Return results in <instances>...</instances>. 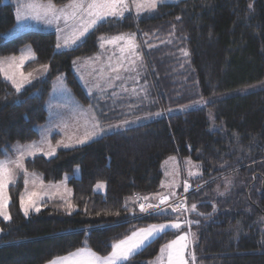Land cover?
Returning a JSON list of instances; mask_svg holds the SVG:
<instances>
[{
    "label": "trees",
    "instance_id": "obj_1",
    "mask_svg": "<svg viewBox=\"0 0 264 264\" xmlns=\"http://www.w3.org/2000/svg\"><path fill=\"white\" fill-rule=\"evenodd\" d=\"M52 2L61 7L70 0ZM14 24L12 6L0 0V58L28 47L34 59L25 70L48 67L20 92L0 74V159L37 140L57 77L102 128L118 110L129 118L147 114L142 97L119 102L115 95L89 97L76 80V61L104 60L130 49L121 46L125 39L109 43L114 37L128 36L137 46L150 106L192 108L102 134L52 157L26 160L27 173L46 184L65 180L71 196L43 199L40 211L25 217L20 211L24 177L18 174L8 188L11 219H0V264H47L81 248L103 257L136 230L169 221L173 213L141 216L137 199L152 202L161 193L162 165L173 157L200 168V176L189 182L196 191L187 197V214H180L191 259L195 255L191 263L264 264V0L162 3L151 12L108 18L66 51L55 49L53 32L29 30L5 40ZM127 105L132 107L123 111ZM176 235L158 236L124 264L150 263Z\"/></svg>",
    "mask_w": 264,
    "mask_h": 264
},
{
    "label": "rangeland",
    "instance_id": "obj_2",
    "mask_svg": "<svg viewBox=\"0 0 264 264\" xmlns=\"http://www.w3.org/2000/svg\"><path fill=\"white\" fill-rule=\"evenodd\" d=\"M176 1L179 0H159L157 6L162 3H171ZM3 3H10L14 10L15 19L13 28L5 35H3V38L5 40H10L29 30L53 32L55 34V49L57 51H66L77 46L84 39L86 34L94 29L89 25V30L81 35L83 27L85 25H88L90 17L84 13H78L77 16H81L82 14V17H85V20L83 22L81 20L83 18H71L73 9L67 7V5L57 7L56 14L61 18L59 20H54L51 19L50 16L45 17L43 15V9L47 6L48 3H44L38 0H3ZM29 5H32V7H29ZM61 8L64 9L63 12L59 11ZM155 9H151L148 3H144L143 7L138 11L136 5L133 3V0H128L127 10H125L123 12V15L118 18L121 19L125 14H128L130 12L133 14H142L147 11L151 12ZM37 14H39V18H33L36 17ZM18 16L20 17V19H17ZM108 18H111V16ZM50 19L51 22H49ZM126 35L132 36V34ZM122 41L123 43L121 44V46L128 47L129 37L127 36V38H125V41ZM58 44L60 45V48H57ZM106 46H108V44H104L103 49ZM125 53L120 54L117 57H110V55H108L105 56L104 60H96V58L78 60L73 65L74 75L78 83L85 90L87 96L89 97L108 98L115 95L113 98L118 102L126 100V98H130V100H132L142 97L143 99L139 100L146 101V103L143 105L147 107V114H139L129 118L128 116H120V110H118V114L113 117L114 119L108 120L107 125L103 127L104 132L98 133L96 135H89L93 132V125L96 124L94 117L91 115L89 109L83 107L80 104H77L76 99L71 94L70 90L66 87L64 79L62 77H57L52 83V90L46 107L48 120L45 124L38 128L37 140L29 143L37 145L39 150H34L31 155L25 154L23 157V166L26 160L32 159L36 156H43L46 158L54 156L47 154L50 151L48 147L49 144H51L55 149V153L60 150L80 147L92 142L95 139H98L102 134L106 135L110 133L123 132L130 127L146 124L151 121H157L161 118L173 114H179L192 108L190 105L186 108H175L164 111L161 109H155L153 105L150 106L147 94L148 90L150 91V87L148 85L146 86V84L142 82L143 68L141 70L140 60L137 59V46L135 47L134 51L132 50V47H130V49L128 51H125ZM102 55H106L105 51ZM14 57L15 60H12V57L0 58V74L14 89L15 87L13 86L12 80L7 79L6 77H14L17 83H21L23 85L21 87V90H23L31 82L39 79L40 76H43L45 74L46 70L42 68L38 70H25V66L34 59L33 52L30 48H24L18 56ZM127 57L129 60L127 59ZM127 60L128 63L126 62ZM21 61H23V63H21ZM125 63L126 66H124ZM83 67L86 71H82ZM113 69H116V71H113ZM21 71H23L25 75L29 72L32 73V76L29 78L30 82L23 81L21 79ZM116 76H119L120 79H116ZM261 87H264V83L261 84ZM131 107L132 105H127L123 107L122 110L126 111V109H129ZM107 117L112 116L107 115ZM125 121H132V124L124 123ZM116 125H120V127H114ZM86 136L88 137L87 139H85ZM81 139H84V143H79ZM29 144L20 146H26ZM22 150L23 148H20L18 150L17 146H15L12 148L11 155L7 158L0 159V161H5L7 159L16 160L20 155V151ZM10 167L13 171H15L16 175L14 178L9 179L3 189H0V202L5 205L3 210L7 214V207L9 204L8 188L9 186L13 185L18 174H21L24 177V190L21 197L24 198L26 204L28 203L29 198H31L34 204V207L29 208V214L25 216L20 203V211L25 217H28L31 213H36L37 211H35V208L38 207L40 209V203L43 199H68L71 196V192L67 187L65 180L57 184H46L42 182L41 179L36 175L30 173L25 175L24 172L20 171L19 169H15L14 165H11ZM162 172L163 182L161 184V189L164 192L160 193L156 197H153L152 202L137 199V203H139L138 209L140 208V205L144 203L159 205L161 209L167 207V205L172 202L176 203V201H179L180 204L184 206L186 204L187 197L191 194L190 191H192V193L194 192V190L189 189V182L197 179V177L200 176V168L196 163H194L190 159H178L174 157L172 159L164 161L162 165ZM183 178H186L188 181L183 180ZM187 192H190L189 195L184 197V193ZM33 193H35V195H32ZM163 197H167L168 199L164 204H161L160 201ZM165 213L170 212L165 211ZM180 214L185 215V213L178 212L175 213L169 221L154 225H171L172 223H179L181 225L179 229L168 227L164 232H161L159 236L167 232H176V237L169 243L177 240L180 236H186V239L184 241H181L182 244L186 245L184 249V259L186 261V264H192L190 254L191 240L189 239L188 233L185 232V223L182 221V217ZM0 219L3 221H7L3 216H0ZM149 227L150 226L146 228ZM139 230H136L135 232H138ZM132 235L133 233L129 237H132ZM129 237L124 240H127ZM165 246L162 248H165ZM175 248H179V245H175ZM170 251L171 250L167 248H165L164 252H161L160 250L158 256L148 264H169L168 255ZM111 252L108 255H110ZM173 264H175L174 261Z\"/></svg>",
    "mask_w": 264,
    "mask_h": 264
},
{
    "label": "snow or ice",
    "instance_id": "obj_3",
    "mask_svg": "<svg viewBox=\"0 0 264 264\" xmlns=\"http://www.w3.org/2000/svg\"><path fill=\"white\" fill-rule=\"evenodd\" d=\"M158 2L159 0H133V3L136 5L138 11L140 10V8L143 7L144 3H148L151 9H155ZM29 7H32V5H29ZM67 7L73 9L71 13V18H75L78 13H84L90 17L88 25H85L83 27V31L81 32V35H83L84 32H87L89 30V25L95 28L97 26H102V23L107 22V18L110 16L121 17L123 15V12L128 8V0H70ZM248 7L252 8V4L250 3ZM59 11L63 12L64 9L61 8ZM56 13V5L52 2V0H49L47 6L43 9V15L45 17L50 16L51 19L54 20H59L61 17L58 16ZM33 18H39V14H37V16ZM17 19H20V17L18 16ZM51 19L49 20V22H51ZM176 19L179 20L180 17H177ZM100 39L103 40L104 38L101 37ZM122 39H125V37L118 36L114 37L108 42L112 43L114 41ZM129 39L131 38L129 37ZM131 47L134 48L136 47V45H131ZM57 48H60L59 44L57 45ZM184 54L187 55L188 53L185 52ZM11 59L15 60V57H12ZM21 63H23V61H21ZM47 67V65H41V68L44 70H46ZM113 71H116V69H113ZM31 76V72L27 73L26 75L23 71L20 72V77L23 81L30 82L29 78ZM6 78L11 79L16 91L20 92L21 87L23 85L21 83H17L14 77ZM115 78L120 79L119 76H116ZM124 123L128 122L125 121ZM114 127L118 128L120 127V125H116ZM102 132H104V129L97 122L93 125V132L89 135H96ZM87 138L88 137L86 136L85 139ZM79 143H84V139H81ZM48 147L50 151L47 154L54 155L55 149L52 147L51 144H49ZM20 148H23V150L20 151V155L16 160L7 159L5 161H0V189H3L9 179L14 178L16 175L15 171H13L10 166L14 165L15 169H19L20 171L24 172L25 175H27V170L23 166V157L25 154L31 155L34 150H39L38 146L35 144L17 146L18 150ZM97 187H102V185L98 184ZM32 195H35V193H33ZM167 199V197H163L160 203L164 204ZM20 203L21 208L24 211V215L27 216L29 214V208L34 207L31 198H29L28 203L26 204L24 198L21 197ZM4 207L5 205L0 202V216H3L5 220H10L11 216L3 210ZM147 207L154 209V211H156L157 213L166 211L164 209H161L159 205L149 204ZM182 207V204H176L175 206H173L172 210L177 211ZM191 209L195 211L196 205L192 204ZM140 210L141 212H145V205L141 204ZM35 211L39 212L40 209L36 207ZM168 227L179 229L181 225L179 223H172L171 225H152L149 228L140 229L138 232H133L132 237H129L127 240H121L118 243L113 244V250L108 256L101 257L90 249L81 248L76 252L70 253L67 256L56 257L50 260L48 264H124V262H128L132 258H134V256L137 255L140 251H142L144 247L150 246L151 243H153L155 239L159 236V234L161 232H164ZM185 239L186 236H180L177 240H174L165 246V248L171 250L168 255L169 264H173V261L175 262V264H186V261L184 259V249L186 245L181 243V241H184ZM175 245H179V248H175ZM165 248H162L161 252H164ZM192 259L193 261L195 260L194 253L192 254Z\"/></svg>",
    "mask_w": 264,
    "mask_h": 264
},
{
    "label": "built area",
    "instance_id": "obj_4",
    "mask_svg": "<svg viewBox=\"0 0 264 264\" xmlns=\"http://www.w3.org/2000/svg\"><path fill=\"white\" fill-rule=\"evenodd\" d=\"M189 189H191V188H189ZM190 192L192 193V191H190ZM190 192L184 193V197H186L187 195H189ZM148 204H149V203H144V204H143V205H145V208H146V211H145V212H141L140 208L138 209L139 212H140V214H141V216H147V215H150V214L156 213V211H154V209H152V208H148V207H147ZM176 204H180V202H179V201H176V203H175V202H172V203H170L169 205H167V207L162 208V209H164V210H165V209H168V210H170V211H172V212L185 213V215H186V214H187V204H185L181 209H179V210H177V211H173L172 208H173V206H175Z\"/></svg>",
    "mask_w": 264,
    "mask_h": 264
},
{
    "label": "crops",
    "instance_id": "obj_5",
    "mask_svg": "<svg viewBox=\"0 0 264 264\" xmlns=\"http://www.w3.org/2000/svg\"><path fill=\"white\" fill-rule=\"evenodd\" d=\"M131 42V44H129V47H131V45L133 44L134 45V42H132V41H130ZM111 48H113L112 46H111ZM117 50H118V48L117 47H114V52L116 53L117 52ZM132 50L134 51L135 50V47L133 48L132 47ZM118 52H120V50L118 51ZM87 59H89V58H87ZM87 59H85V60H87ZM86 64V63H85ZM84 67H85V65H84ZM84 67H83V69H82V71H86L85 69H84ZM77 104H79L78 102H77ZM164 191H162V189H161V193H163Z\"/></svg>",
    "mask_w": 264,
    "mask_h": 264
},
{
    "label": "clouds",
    "instance_id": "obj_6",
    "mask_svg": "<svg viewBox=\"0 0 264 264\" xmlns=\"http://www.w3.org/2000/svg\"><path fill=\"white\" fill-rule=\"evenodd\" d=\"M190 188L192 189V190H194V192L196 191V189H193L191 186H190ZM186 204H187V200H186ZM166 211H169L170 213H173V214H175V213H178V212H172V211H170V210H168V209H165ZM188 211V210H187ZM154 214H157V212L156 213H153V215ZM151 215V214H150ZM148 216V215H147Z\"/></svg>",
    "mask_w": 264,
    "mask_h": 264
}]
</instances>
